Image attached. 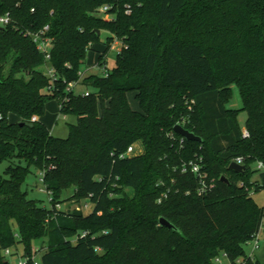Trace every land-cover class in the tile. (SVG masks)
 <instances>
[{"label":"trees","instance_id":"obj_1","mask_svg":"<svg viewBox=\"0 0 264 264\" xmlns=\"http://www.w3.org/2000/svg\"><path fill=\"white\" fill-rule=\"evenodd\" d=\"M104 5L112 6L110 19L94 14ZM6 13L0 163L9 165L0 175V264H9L4 249L23 245L31 256L44 238L42 264H221V255L260 264L244 245L264 224V206L253 197L264 188L257 167L264 165V0H0V16ZM37 33L52 39L49 58ZM116 38L122 47L108 75L84 78L93 88L86 94L68 90L88 50L102 44L103 68ZM44 65L55 69L54 84ZM232 85L240 109L227 107ZM55 99L62 114L77 117L66 138L42 121ZM177 123L202 140L182 139ZM136 142L143 151L127 155ZM196 156L213 184L205 192L194 173L180 170ZM237 157L243 173L229 168ZM33 166L51 208L23 189ZM69 189L72 199L90 200L89 213L54 208ZM82 230L87 235L70 239Z\"/></svg>","mask_w":264,"mask_h":264},{"label":"rangeland","instance_id":"obj_2","mask_svg":"<svg viewBox=\"0 0 264 264\" xmlns=\"http://www.w3.org/2000/svg\"><path fill=\"white\" fill-rule=\"evenodd\" d=\"M102 6H99V8ZM99 8H97L94 11V14L98 15L97 12L99 11ZM102 39L105 40L109 33L107 31H102ZM122 47V41H120L118 38L114 39L111 45V51L108 53L107 56V66L109 68H112L115 66L116 62V55L117 52L120 51ZM94 49L96 50H88V55L86 58V63L82 67V69L79 71V77L80 84H76L75 86V91L80 93V92H86V90L93 89L92 87H87L82 85L81 81L86 78L87 76L91 74H101L102 73V68L99 67L98 63V57H99V52L102 49V44L100 45H94ZM98 65V67L96 66ZM101 68V69H100ZM41 69L43 72L47 71L46 65L42 66ZM81 73V74H80ZM47 90L45 91L46 94ZM232 97L230 98L227 107L234 108V109H240L242 107V98L241 94L239 93L238 87L236 85H232ZM129 103L131 107L134 109H139V103L134 96V92H128L127 93ZM12 121H17L20 120L18 117L14 116L13 114L10 115ZM247 117V112H242L240 114V124L243 125V121ZM40 120L38 116H33L32 121H37ZM42 121L46 124L47 128L51 131V133L54 136L66 138L68 137L70 130H69V125L71 123H76L77 122V117L74 114H69L65 115L60 112V106L58 103V100H51L47 104L46 108V113L45 116H43ZM135 151L136 152H142L143 151V146L141 143L136 142L135 143ZM9 163L4 161L0 163V175L4 174V170L8 167ZM258 167V164H257ZM42 175L43 173L40 172L36 167H32V172L27 176L26 183L23 186L24 190L28 191L29 197L36 199L40 202V204L43 206H46L47 208H51V195L46 189L45 183L42 180ZM253 180H258L259 181V173H255L253 176ZM129 193L133 195V191L128 189ZM74 194L73 189L66 190L65 193L63 194L62 198L60 199V202L54 207L57 210L63 211L66 214H72L74 211H83L84 213H89L91 209V202L88 199H82V200H76L72 199V195ZM253 197L256 202L259 203L260 206H264V188L258 191H253ZM52 218H58L57 215ZM83 232L86 231H79L75 236H72L70 239H72L74 242L77 238L78 235L82 234ZM88 232V231H87ZM44 242L40 241L36 245L37 248L41 250H45L47 248L46 243H47V238H44ZM44 243V244H43ZM244 250L247 255H252L255 258H257L260 262V264H264V229L261 231V238H260V244L258 248H255L254 242L248 241L244 245ZM14 251H17L16 254H13L12 256H7L8 259L11 261L12 264H15L19 258L20 255L23 253V245H19L18 247L14 248ZM37 257L40 259L41 253L37 254ZM220 263L221 264H231L230 259L226 255H221L220 256Z\"/></svg>","mask_w":264,"mask_h":264},{"label":"built area","instance_id":"obj_3","mask_svg":"<svg viewBox=\"0 0 264 264\" xmlns=\"http://www.w3.org/2000/svg\"><path fill=\"white\" fill-rule=\"evenodd\" d=\"M111 9H112L111 5H104V6L99 8V11L97 12V14L98 15L100 14V15L104 16L107 19H110L111 16H112L111 13H110ZM10 18L11 17H10L9 13H6L4 16H0V24L1 25H6L7 23H9ZM44 29L45 30L48 29V26H46ZM33 36L35 37V40L38 42L39 49H41V51L46 54V57L49 58L50 57V49H51V46H52V39L44 38V37L40 36V34H38V33L33 35ZM96 66L98 67V65H96ZM99 67L102 68V66H99ZM46 68H47V71L45 73L50 77L51 82L53 83L54 79L56 78L55 69H53L52 67H49L47 65H46ZM108 68H109V66L105 65L102 68V74L108 75V71H107ZM76 84H78V82L71 81L70 84H69L68 90H70L72 88L75 89ZM88 91L89 90H86L85 94L88 93ZM177 124H180V123H177ZM248 135H249L248 130L245 127L243 129V136H248ZM182 139H183V137H182ZM135 145L136 144L131 145L128 148V150L126 151L127 155L135 154V152H136L135 151ZM243 160H244L243 157H237L235 159V161L239 162L240 164H243ZM203 162H204V159H203L202 156H196L193 159H190V160H187V161H183L182 164H181V167H180V170H181L182 173L183 172H191V173H194L198 177V180H199V192H205L206 190H209L212 187V185H213L209 181L208 172H206L203 169ZM258 168L259 169L264 168V165H263L262 162L258 163ZM42 180H43V178H42ZM262 229H264V224L261 226L260 230L255 233L253 239L250 240V241L254 242L255 248L259 247ZM80 235L81 236H85V235H87V232H83ZM14 248L15 247L4 249L3 250L4 256L7 257V256H12L13 254H16L17 251H14ZM38 253H41V255H42L44 253V250H41V249L36 247L35 248V253L33 255H31V256L30 255L27 256L25 254L24 250H23V253L20 255L19 260L15 264H42V260H41L42 257L39 259L37 257ZM217 261L220 262V257L217 258ZM9 264H12L10 260H9Z\"/></svg>","mask_w":264,"mask_h":264},{"label":"water","instance_id":"obj_4","mask_svg":"<svg viewBox=\"0 0 264 264\" xmlns=\"http://www.w3.org/2000/svg\"><path fill=\"white\" fill-rule=\"evenodd\" d=\"M21 125H24V123H21ZM174 132L187 140H192V141L202 140L200 136L196 135L194 132L190 131L188 128H186L182 124H176L174 127ZM229 168L235 171H238L240 173H243L245 170V165L240 164L239 162L234 160L230 163ZM221 179L225 182H228V179L225 176H223ZM159 221H160L161 226H164L167 228L170 227V228L175 229V225L173 224V222L168 221L166 218L160 217Z\"/></svg>","mask_w":264,"mask_h":264},{"label":"crops","instance_id":"obj_5","mask_svg":"<svg viewBox=\"0 0 264 264\" xmlns=\"http://www.w3.org/2000/svg\"><path fill=\"white\" fill-rule=\"evenodd\" d=\"M245 121V120H244ZM244 121H243V124H244ZM245 128V126L243 127V129Z\"/></svg>","mask_w":264,"mask_h":264}]
</instances>
